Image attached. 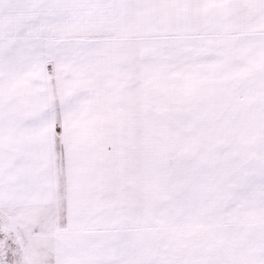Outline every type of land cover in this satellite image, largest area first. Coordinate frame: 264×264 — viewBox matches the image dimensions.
Returning a JSON list of instances; mask_svg holds the SVG:
<instances>
[{"label": "snow or ice", "instance_id": "snow-or-ice-1", "mask_svg": "<svg viewBox=\"0 0 264 264\" xmlns=\"http://www.w3.org/2000/svg\"><path fill=\"white\" fill-rule=\"evenodd\" d=\"M0 264H264V0H0Z\"/></svg>", "mask_w": 264, "mask_h": 264}]
</instances>
